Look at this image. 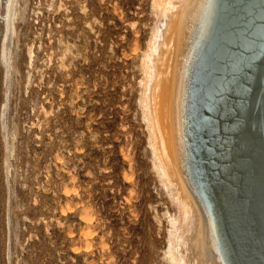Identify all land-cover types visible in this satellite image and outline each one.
<instances>
[{"label":"rangeland","instance_id":"1","mask_svg":"<svg viewBox=\"0 0 264 264\" xmlns=\"http://www.w3.org/2000/svg\"><path fill=\"white\" fill-rule=\"evenodd\" d=\"M160 1L0 0V264H139L143 236L165 226L156 261L175 264L181 203L144 104ZM142 172L153 198L131 206Z\"/></svg>","mask_w":264,"mask_h":264},{"label":"bare ground","instance_id":"2","mask_svg":"<svg viewBox=\"0 0 264 264\" xmlns=\"http://www.w3.org/2000/svg\"><path fill=\"white\" fill-rule=\"evenodd\" d=\"M164 3L168 6L153 30L155 40L147 45L143 86L152 149L167 179L176 185L184 222L182 231L171 232L165 244L175 264H264V0ZM141 161L137 158L134 164L141 167ZM149 176L142 172L136 177L138 190L131 206L143 207L151 199L142 182ZM157 197L163 198L161 192ZM164 228H157L160 238L154 228L143 236L138 255L132 254L135 262L161 263L156 248L165 242Z\"/></svg>","mask_w":264,"mask_h":264},{"label":"water","instance_id":"3","mask_svg":"<svg viewBox=\"0 0 264 264\" xmlns=\"http://www.w3.org/2000/svg\"><path fill=\"white\" fill-rule=\"evenodd\" d=\"M186 126H187V128H190L188 122L186 123ZM187 131H188V134H189V130H187ZM186 138H187V140H192V138H191L189 135H188ZM190 155H191V153H190ZM192 155H193V154H192ZM192 155L190 156V159H189V164L191 165V168H192V166H193V160H191ZM192 171H193V175H194V169H193V168H192Z\"/></svg>","mask_w":264,"mask_h":264}]
</instances>
